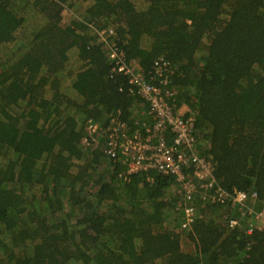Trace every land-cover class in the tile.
I'll return each instance as SVG.
<instances>
[{
    "label": "trees",
    "instance_id": "1",
    "mask_svg": "<svg viewBox=\"0 0 264 264\" xmlns=\"http://www.w3.org/2000/svg\"><path fill=\"white\" fill-rule=\"evenodd\" d=\"M113 42L198 110L217 186L264 197V0H0V264H264V230L231 228L215 189L183 228L174 176L124 178L107 135L83 141L90 119L153 123Z\"/></svg>",
    "mask_w": 264,
    "mask_h": 264
},
{
    "label": "built area",
    "instance_id": "2",
    "mask_svg": "<svg viewBox=\"0 0 264 264\" xmlns=\"http://www.w3.org/2000/svg\"><path fill=\"white\" fill-rule=\"evenodd\" d=\"M115 45V42L110 45L112 51L109 54L112 60H117L116 71L130 75L129 82L148 103V114L153 123L145 124L146 136L143 138L129 132L128 126L116 117L112 118L109 126L90 119L83 141L92 145L98 136L107 135L109 138L102 148L103 153L110 160L126 166L121 174L124 178L150 171L174 176L177 194L183 200L181 206L186 218L183 228H189L196 217L194 199L215 189V196L210 198L213 202L228 200L230 203L233 211L229 219L231 228L244 226L249 233L263 231L264 197H260L257 191L234 189L228 192L217 186L215 164L195 151L198 110L187 104L177 107L171 103L175 102L177 89L167 86L169 80L163 76L158 62L155 69L159 77L155 79L159 78L160 84L147 82L139 70L123 61L124 53Z\"/></svg>",
    "mask_w": 264,
    "mask_h": 264
},
{
    "label": "rangeland",
    "instance_id": "3",
    "mask_svg": "<svg viewBox=\"0 0 264 264\" xmlns=\"http://www.w3.org/2000/svg\"><path fill=\"white\" fill-rule=\"evenodd\" d=\"M101 162H103V161H101Z\"/></svg>",
    "mask_w": 264,
    "mask_h": 264
}]
</instances>
